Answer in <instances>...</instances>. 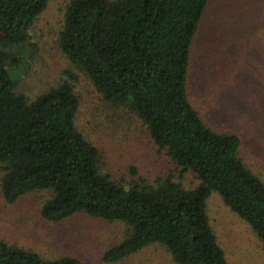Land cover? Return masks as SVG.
I'll use <instances>...</instances> for the list:
<instances>
[{
  "label": "trees",
  "instance_id": "trees-1",
  "mask_svg": "<svg viewBox=\"0 0 264 264\" xmlns=\"http://www.w3.org/2000/svg\"><path fill=\"white\" fill-rule=\"evenodd\" d=\"M49 0H0V165L7 204L49 192L47 221L84 213L120 221L127 236L103 254L117 263L159 244L174 264H228L211 228L207 199L223 203L251 227L264 251V183L240 157V139L207 127L187 94L189 54L209 0H70L58 48L103 99L133 112L165 151L177 178L113 180L98 149L75 126L79 97L63 72L54 87L31 99L18 90L36 47L29 31ZM133 175H136L133 173ZM0 264H82L71 256L46 260L0 240Z\"/></svg>",
  "mask_w": 264,
  "mask_h": 264
},
{
  "label": "rangeland",
  "instance_id": "rangeland-1",
  "mask_svg": "<svg viewBox=\"0 0 264 264\" xmlns=\"http://www.w3.org/2000/svg\"><path fill=\"white\" fill-rule=\"evenodd\" d=\"M69 1L49 0L31 25L35 55L18 90L33 99L56 86L69 70L74 77L68 80L80 101L75 126L98 149L102 172L119 182L140 177L153 183L172 176L185 188L195 187L191 173L177 178L176 167L133 112L105 101L91 80L65 59L58 39ZM187 94L207 127L238 136L241 159L264 183V0H209L190 48ZM3 174L0 165V184ZM48 197L49 192L36 191L7 204L0 187V240L46 260L71 256L82 264H174L159 244L105 263L104 252L125 239L127 225L84 213L47 221L41 208ZM206 204L228 264H264L261 242L249 224L217 193Z\"/></svg>",
  "mask_w": 264,
  "mask_h": 264
}]
</instances>
